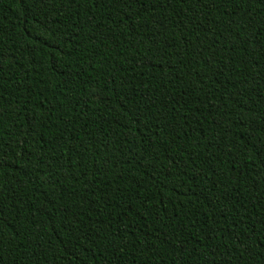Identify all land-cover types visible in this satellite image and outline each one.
Returning <instances> with one entry per match:
<instances>
[{"label": "trees", "instance_id": "1", "mask_svg": "<svg viewBox=\"0 0 264 264\" xmlns=\"http://www.w3.org/2000/svg\"><path fill=\"white\" fill-rule=\"evenodd\" d=\"M0 264H264V0H0Z\"/></svg>", "mask_w": 264, "mask_h": 264}]
</instances>
